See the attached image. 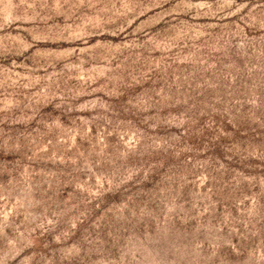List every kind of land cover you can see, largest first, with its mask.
<instances>
[{"label":"rangeland","instance_id":"obj_1","mask_svg":"<svg viewBox=\"0 0 264 264\" xmlns=\"http://www.w3.org/2000/svg\"><path fill=\"white\" fill-rule=\"evenodd\" d=\"M0 264H264V0H0Z\"/></svg>","mask_w":264,"mask_h":264}]
</instances>
